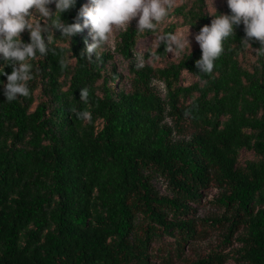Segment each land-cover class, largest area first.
<instances>
[{
    "label": "trees",
    "instance_id": "trees-1",
    "mask_svg": "<svg viewBox=\"0 0 264 264\" xmlns=\"http://www.w3.org/2000/svg\"><path fill=\"white\" fill-rule=\"evenodd\" d=\"M173 12L197 33L212 21L205 0ZM51 31L30 96L7 102L0 88V264H264V55L258 41L241 45L243 24L199 76V47L162 68L132 64L144 33L128 27L114 50L132 59L124 75L112 51L85 57L89 29L72 40ZM184 71L197 81L182 85ZM242 150L255 158L240 165ZM205 204L218 213L199 214ZM214 231V248L187 256ZM164 237L173 240L155 248Z\"/></svg>",
    "mask_w": 264,
    "mask_h": 264
},
{
    "label": "clouds",
    "instance_id": "clouds-1",
    "mask_svg": "<svg viewBox=\"0 0 264 264\" xmlns=\"http://www.w3.org/2000/svg\"><path fill=\"white\" fill-rule=\"evenodd\" d=\"M77 0H0V81L2 94L7 102H13L31 94L30 81L35 78L33 61L48 55L49 44L53 38L51 29L58 30L61 38L72 40L84 29H89L91 43L85 40L82 50L88 60L98 55L109 42L114 31L119 28L128 30L131 21L136 20V32L154 31L170 13V0H90V5L82 6L71 23L62 21L63 13L73 9ZM229 14H215L210 25L202 26L194 40L199 45L201 56L195 61L199 74H210L215 61L222 55L225 41L234 37V28L244 26L245 38L242 46L251 48L253 41L260 47L255 49L264 55V0H226ZM55 5L53 13L49 5ZM30 10H32L30 12ZM39 18V19H37ZM27 31L29 41L21 38ZM51 33V35H49ZM189 27L187 34L164 33L159 37L166 52L181 55L185 50L191 53ZM141 59V66H142ZM10 67V74L5 68ZM80 100L87 102L90 90L79 89ZM78 120L91 122L92 112L88 109H72ZM185 115H189L186 112Z\"/></svg>",
    "mask_w": 264,
    "mask_h": 264
},
{
    "label": "rangeland",
    "instance_id": "rangeland-1",
    "mask_svg": "<svg viewBox=\"0 0 264 264\" xmlns=\"http://www.w3.org/2000/svg\"><path fill=\"white\" fill-rule=\"evenodd\" d=\"M194 0H170L171 3V10L169 13V16L163 21L158 23V27L154 31H148L147 33H144V36L140 37L134 47L133 52V61L132 59H126L123 58L120 53L114 51L117 45L118 41V34L123 31V29L117 28L114 31L113 36L110 38L109 42L105 45L103 49L109 50L113 52L114 55V63L116 65L117 72L122 73L124 75L128 74L129 67L132 64L141 65V59L142 64L144 65H150L154 68H162L165 67L171 63H177L178 60L187 52L188 50H185L181 55H175L171 52H165V56L159 57L156 55V51L160 44L159 37L163 35V31L165 28L170 26L171 24H176L177 28L175 29V33L177 34H187V29L189 26L183 24V20L181 17L176 16L174 14V9L176 7H179L181 5H187L189 7ZM207 5V11L209 15L212 17V19L215 18V14H227L230 10L227 6L226 0H205ZM84 5H90V1L85 0ZM52 12H55V5H49ZM32 10H30L31 12ZM39 19V18H37ZM128 27L136 28V20H133L130 22ZM88 30V29H87ZM197 34L192 28L189 27V39L191 40V50L194 48L199 47V45L195 42L194 36ZM23 35H28V32L25 31L21 33V38ZM29 36V35H28ZM240 61L243 66L245 67H251L255 61V55H254V49H247L245 53H243L240 56ZM197 79L194 78L192 75H190L187 72H183L180 77V83L182 85H190L194 82H196ZM125 82V81H124ZM157 84V82H156ZM159 85V84H157ZM254 153L252 151L242 150L239 155V164L244 165V163L247 160L254 159ZM213 194V193H212ZM212 196L209 197L211 199ZM212 213H218V209L210 204H205L203 208L199 211V214L201 215H209ZM217 231H214L212 233V236H210L206 240H197L194 241L187 249L186 253L187 256L194 257L195 255L205 253L208 248L212 247L214 248L217 243L214 236L216 235ZM173 239L170 237H164V239L154 244V247H158L160 244H166L170 243Z\"/></svg>",
    "mask_w": 264,
    "mask_h": 264
}]
</instances>
